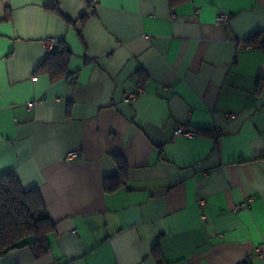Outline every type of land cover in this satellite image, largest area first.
<instances>
[{
  "label": "crops",
  "instance_id": "1",
  "mask_svg": "<svg viewBox=\"0 0 264 264\" xmlns=\"http://www.w3.org/2000/svg\"><path fill=\"white\" fill-rule=\"evenodd\" d=\"M91 1L0 0V177L55 224L0 264H264V0ZM59 40L70 75L35 74Z\"/></svg>",
  "mask_w": 264,
  "mask_h": 264
},
{
  "label": "trees",
  "instance_id": "2",
  "mask_svg": "<svg viewBox=\"0 0 264 264\" xmlns=\"http://www.w3.org/2000/svg\"><path fill=\"white\" fill-rule=\"evenodd\" d=\"M184 1L187 0H170L171 6ZM8 17H10V9L6 7L4 18ZM87 18L88 15L83 14L80 20L85 23ZM263 37L262 32L257 33L247 42L250 45H262ZM71 57L72 51L67 42L56 41L54 49L48 51L35 74H48L52 80L67 77L70 75ZM114 159L119 168V174L116 177L105 178L106 192H114L125 184V162L119 156H114ZM54 229L55 224L49 216L39 188L25 189L12 171L4 173L0 177V259L11 251L26 246H32L37 256H42L48 252L45 241Z\"/></svg>",
  "mask_w": 264,
  "mask_h": 264
},
{
  "label": "built area",
  "instance_id": "3",
  "mask_svg": "<svg viewBox=\"0 0 264 264\" xmlns=\"http://www.w3.org/2000/svg\"><path fill=\"white\" fill-rule=\"evenodd\" d=\"M91 5L93 7H95L97 5V0H92L91 1ZM229 19V16L227 14H220L219 15V20H221L222 22H225ZM47 45V48L49 51L53 50L54 47H55V41H49L46 43ZM146 92V89L144 86H140L137 90L133 91V92H130L128 95H127V100L128 101H131V102H135L136 99L144 94ZM29 106L31 107L32 105L29 104ZM173 135L175 137L177 136H181V135H185L189 138H194L198 135V132L195 130V129H191V128H187L185 125H179L173 132ZM78 152L77 151H74V152H71L69 153L65 160L66 161H70L71 159H74L78 156ZM247 207V202H243V203H240L236 206V210H241V209H245ZM74 233H77L76 230L73 231ZM256 253L258 256L262 257L264 256V244L258 246L256 248ZM243 264H252L251 261L249 259H247Z\"/></svg>",
  "mask_w": 264,
  "mask_h": 264
}]
</instances>
